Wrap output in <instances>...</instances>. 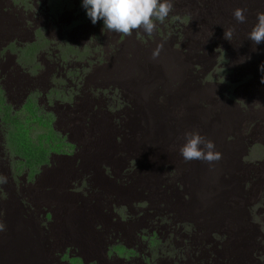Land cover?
I'll return each instance as SVG.
<instances>
[{
    "label": "clouds",
    "instance_id": "1",
    "mask_svg": "<svg viewBox=\"0 0 264 264\" xmlns=\"http://www.w3.org/2000/svg\"><path fill=\"white\" fill-rule=\"evenodd\" d=\"M70 1L76 4V0ZM195 1H189L194 8ZM81 3L84 10L73 15L67 10L55 12V0L53 4L51 0H28L24 6L17 0H0V203H9L12 208L0 223V242L12 238L16 245L18 241L24 243L22 231L30 224L31 232L38 234L40 230L41 238L56 246L55 239L48 234L52 210L36 204L44 200L61 209V215H55L56 239L61 235L76 240L85 238L92 230L90 219L85 213L75 216L80 211L74 203L82 207L90 205L91 196L77 187L84 183L93 185L91 177L100 168L102 180L93 187H100L110 203H118L117 197L132 187L127 177L141 168V147H154L147 154V160L153 164L162 163L160 143L165 145L182 136L180 154L185 161H218L221 153L215 150L214 142L224 144L232 157L240 159L256 134L264 146V131L257 130L261 116L239 102H235L236 111L224 106L230 113L221 129H210L216 119L213 117L216 108L225 103L221 98L232 102L229 97H221L230 94L223 82L217 84L221 98L215 97L216 86L212 82L215 75L209 69L222 54L206 55L196 45V36L186 38L194 43V49L164 43L158 36L164 30L158 26L173 11V0H81ZM60 5L64 9V3ZM233 17L249 26L247 39L241 41L249 57L241 63L234 61L235 66L246 64L249 69L251 60L258 56L257 71L252 72L264 73V0H245L243 9H235ZM230 28L220 32L221 37L229 40L227 44L218 46L211 37L204 47L209 50L216 47L215 53H224L234 60L238 54L233 51L237 40L235 28L232 25ZM107 30L114 35L112 40L106 38ZM62 42L64 45L59 44ZM57 45L62 49L59 58L55 56ZM164 45L166 48L162 50ZM132 48L137 50V58L132 56ZM140 57L153 72L155 62L162 63L160 79L167 84H160L164 114L139 106V98L146 95L139 78L154 79L149 70L138 68ZM70 59L79 60V65L74 66L77 62ZM60 63L72 72L73 67L80 69L76 71L78 79L81 78L77 92L91 96L115 91L121 96L120 108L113 110L105 100L91 114H84L63 100H55L56 96L67 97L63 86L55 83V66ZM238 74L241 79L231 88L233 96L246 91L241 84L246 77H254L261 82V87L256 88V99L264 104V78L251 73ZM249 100L250 97L246 99ZM120 111L129 121H122L125 116L120 117ZM124 125L127 129H122ZM112 130V140L117 146L113 159L109 165L97 167L95 160L106 150ZM183 130L189 132L185 134ZM181 172V167L168 166L165 181L180 188ZM108 181L118 185L117 193H107ZM195 192L200 200H208L204 185ZM233 199L232 203H246L245 199L236 201L235 196ZM10 215L19 217L20 222L6 226L4 222ZM75 246L69 244L63 252L54 249L47 264H85L86 254L69 253ZM109 250L121 252L122 247H107L106 251ZM91 262L95 264L97 260L91 258Z\"/></svg>",
    "mask_w": 264,
    "mask_h": 264
},
{
    "label": "rangeland",
    "instance_id": "2",
    "mask_svg": "<svg viewBox=\"0 0 264 264\" xmlns=\"http://www.w3.org/2000/svg\"><path fill=\"white\" fill-rule=\"evenodd\" d=\"M17 1L20 6L21 3L24 6L28 0ZM51 1L53 4V0ZM189 1L173 0V11L164 23L158 26L164 30L158 36L162 37L169 47L183 45L193 49L194 43L186 38L196 36V45L202 51L205 50L206 55L222 54L217 59V64L212 63L209 69L210 73L215 75L212 81L216 86L215 97H220L221 89L217 84L223 82L228 85L230 94H223L221 97H229L232 102H226L220 97L225 103L216 108V113L213 114L216 119L210 129H221L229 119V110L236 111L235 102H239L248 111L257 112L261 116L257 130L264 131V104L256 99V88L261 87L260 80L246 77L241 83L246 91L237 94L240 98L233 96L235 93H232L231 89L234 82L241 79L238 73H245V76L254 74L252 71L256 72L258 67L255 64L258 56L251 60L249 69L246 64L235 66L234 63L244 62L249 57L241 43L247 39L249 26L238 23L233 17L235 9H243L245 0H197L195 8ZM61 2L64 3V9H61ZM55 3L57 13L67 10L75 15L84 10L81 0H76V4L70 0H55ZM249 13L252 14V9ZM230 25L235 28L234 38L237 40L233 51L238 54L234 60L224 53H215L214 51L218 50L216 47H211V50L204 47L207 39L211 37L218 46L227 44L229 40L221 37L220 32L231 29ZM107 34H110L109 30ZM113 37L114 35H109L106 38L112 40ZM182 39L186 40L181 41ZM59 44L64 45L63 42ZM155 49L151 50L152 54ZM61 50H55L57 58ZM131 54L138 57L135 48L131 49ZM70 60L77 62L74 66L79 65V60ZM73 68L74 72L63 63L55 66V83L61 84L67 91V97L56 96L55 100H63L84 114H91L96 105L105 100L109 101L113 110L120 108L121 96L115 91L91 96L77 92L81 78L78 79L76 71L80 69ZM138 68L154 74L151 81L139 78L140 87L146 90V95L139 98V106L155 114H164L165 104L161 101L160 84H167L160 79L163 72L161 61L155 62L153 72L140 57ZM255 76L264 78V73ZM152 85L155 86L154 89L151 88ZM249 97L250 100L246 101ZM146 98L148 102H145ZM224 106H229V110ZM119 115L125 116L123 111H120ZM125 119L127 115L122 121ZM127 127L124 125L122 129ZM183 132L186 134L189 131ZM112 133L113 130L108 134L106 150L101 151L95 160L97 167L105 163L109 165L113 159V151L117 146L112 140ZM183 137L171 140L165 145L159 144L163 154L162 163L152 164L147 160V154L152 151L153 146L140 148L141 168L127 177L129 182L133 183L132 187L128 193L117 197L118 203H110L100 187H93L102 180L100 168H97L91 177L93 185L87 186L84 183L77 187L86 196H91L90 205L86 203L82 207L74 203L80 211L74 215L85 213L92 228L82 240L63 235L56 239L55 215L60 216L61 209L55 208V203H46L47 200L36 203L52 210L53 218L48 234L55 239L54 243L57 245L52 246L51 242L45 238L43 240L40 230L38 234L31 232V225L27 224L22 231L25 236L24 243L18 241L16 245L12 238L0 242V264H47L51 252H55L54 249L67 251L69 244L76 245L75 249L69 250L72 256L77 252L86 254L83 256L85 264H92L91 258L97 260L95 264H264V146L260 142L261 137L256 134L255 141L244 149L240 159L232 157L224 144L214 142L215 150L221 153V158L212 163L201 160L185 161L180 154V148L184 144L181 141ZM174 165L182 170L180 188L170 181H165L168 166ZM204 174L206 181H203ZM200 185L205 186L208 200H200L198 193H193ZM105 190L107 193H117L119 187L115 182L108 181ZM234 196L236 201L245 199L246 203H232ZM11 210L9 203H0V223ZM204 219L206 220L203 222ZM19 222V217L10 215L4 224L9 226ZM211 231L213 233L207 234ZM117 245L122 247L121 252L112 250V254V251H106L107 247L113 248Z\"/></svg>",
    "mask_w": 264,
    "mask_h": 264
},
{
    "label": "bare ground",
    "instance_id": "3",
    "mask_svg": "<svg viewBox=\"0 0 264 264\" xmlns=\"http://www.w3.org/2000/svg\"><path fill=\"white\" fill-rule=\"evenodd\" d=\"M56 4V3H55ZM72 13V12H71ZM224 126V125H223Z\"/></svg>",
    "mask_w": 264,
    "mask_h": 264
}]
</instances>
